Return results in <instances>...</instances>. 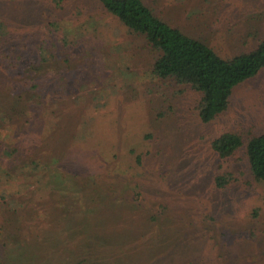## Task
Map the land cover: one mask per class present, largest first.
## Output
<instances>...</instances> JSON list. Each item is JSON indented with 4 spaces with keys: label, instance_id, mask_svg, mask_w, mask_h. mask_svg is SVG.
I'll return each instance as SVG.
<instances>
[{
    "label": "rangeland",
    "instance_id": "374dc122",
    "mask_svg": "<svg viewBox=\"0 0 264 264\" xmlns=\"http://www.w3.org/2000/svg\"><path fill=\"white\" fill-rule=\"evenodd\" d=\"M10 1L0 0L1 14L16 10L11 4L22 0L2 4ZM83 1L96 10L94 0ZM145 1L163 17L176 14L183 31L206 40L224 58L264 38V0H183L195 16L175 8L177 0ZM97 19L111 27L103 37L112 29L120 37L71 50L79 51L73 75L81 82L68 80L67 90L54 96L62 117L38 122L23 143L40 157L66 156L71 168L51 186L27 188V178L20 184L0 182V195L10 189L7 195L13 191L18 200L9 208L11 220L4 222L5 210H0L8 236H0L5 241V246L0 242L1 264H264V187L249 175L242 150L223 160L209 146L213 136L228 129L244 137L264 133V67L233 88L222 115L202 124L194 110L198 93L149 75L151 58L142 39L116 31L117 24L105 15ZM207 22L213 24L202 29ZM116 44L132 53L128 78L115 64L126 75ZM7 83L8 76L0 73V92ZM89 115L92 122L80 123ZM43 118L47 115L40 111L37 121ZM222 166L239 180L215 189L212 178ZM114 173L124 180L99 181H112L115 192L93 183L94 175L98 180ZM124 181L138 188L137 201L122 199L131 196Z\"/></svg>",
    "mask_w": 264,
    "mask_h": 264
},
{
    "label": "trees",
    "instance_id": "16d2710c",
    "mask_svg": "<svg viewBox=\"0 0 264 264\" xmlns=\"http://www.w3.org/2000/svg\"><path fill=\"white\" fill-rule=\"evenodd\" d=\"M94 1L98 4L95 11L89 10L83 0H22L18 5L11 0L2 3L7 7L12 2L11 6L16 8L11 12L0 13V73L8 76L7 87L0 92V182L6 185L17 183V180V184H20L27 178V188L36 186V183L41 187L51 186L54 177L58 180L71 168L65 161L66 156L64 160L63 156L61 160L52 155L40 157L34 155V149H26L23 143L30 138H25L28 129L38 127V122H46L54 114L62 117L60 100L57 102L54 96L67 90L68 80L78 78L73 74L78 68L74 62L79 51L71 50H89L90 44L96 40L107 44L120 37V33H114L113 29L109 36H102L111 27L109 23L97 19L99 14L114 21L118 26L116 31L122 30L128 38L142 39L151 58L146 70L149 75L162 81L186 85L198 93L194 110L202 124L210 123L222 115L230 103L233 88L256 76L264 67V38H259L253 48L224 58L206 40L183 31L175 23L176 14L168 17L156 14L155 9L145 0ZM156 1L152 0L153 3ZM177 1L179 3L173 5L182 14L196 15L189 1ZM162 12L167 14V11ZM196 23L199 27L203 26L202 19ZM211 24L207 22L202 29L209 28ZM13 28L25 30V34H15ZM127 47L125 44L115 45V50L120 52L117 59L124 60L126 64L123 67L125 70H122L127 76L115 64L126 78L132 74L128 66L133 59L132 53L122 52ZM77 82H81L79 78ZM40 111L47 118L37 121ZM93 119L90 115L85 116L80 123L88 124ZM21 123L24 126L21 127ZM76 126L77 123L70 124V136ZM42 128H46V125H42ZM18 132H21V137L15 135ZM209 146L223 160L242 150L249 175L264 187V133L244 137L242 132L228 129L213 136ZM136 161L139 163L138 157ZM219 169L212 178L215 189H224L239 180V176L229 168L222 166ZM121 176V173L104 174L97 180L94 175L92 180L94 184L104 183L108 190L115 192L112 181L102 183L99 180H114L115 177L121 180ZM124 182V186L130 188L131 196L119 193L124 197L122 199L137 201L138 188ZM8 190L11 191L5 189L0 195V210L3 207L6 214L4 222L10 219L9 208L18 203L13 191L7 195ZM4 225H0L3 240L8 238L4 235L7 234ZM2 244L5 246V241ZM184 264L192 262L186 261Z\"/></svg>",
    "mask_w": 264,
    "mask_h": 264
}]
</instances>
